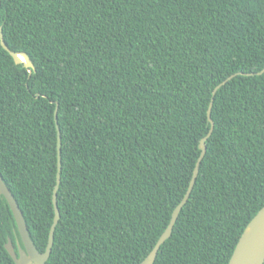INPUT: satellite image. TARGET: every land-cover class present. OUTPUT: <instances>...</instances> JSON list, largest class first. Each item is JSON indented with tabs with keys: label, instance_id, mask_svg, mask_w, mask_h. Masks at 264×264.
<instances>
[{
	"label": "trees",
	"instance_id": "1",
	"mask_svg": "<svg viewBox=\"0 0 264 264\" xmlns=\"http://www.w3.org/2000/svg\"><path fill=\"white\" fill-rule=\"evenodd\" d=\"M0 176L45 264H227L264 205V0H0ZM254 73V74H247ZM18 231L0 195V264ZM264 264V263H263Z\"/></svg>",
	"mask_w": 264,
	"mask_h": 264
},
{
	"label": "water",
	"instance_id": "2",
	"mask_svg": "<svg viewBox=\"0 0 264 264\" xmlns=\"http://www.w3.org/2000/svg\"><path fill=\"white\" fill-rule=\"evenodd\" d=\"M0 44L6 51H8V53L11 55L15 63L22 64L25 68L28 69L29 73L31 72V70H34V65L31 59L29 58V56L27 55V53L23 51H13L6 46L3 39L1 26H0ZM263 71L264 70L257 72L256 74H260ZM247 74L251 75L254 73H247ZM234 75L236 74L227 77L225 80H223L220 84H218L214 88L212 92V97L210 99L207 108V120L210 124V127L207 134L204 137H202L199 141L200 153L196 160L185 194L183 195L180 202L173 209L170 220L166 228L155 242L153 248L139 264H153L160 246L164 243L165 240H167L170 237L175 221L182 207L187 202L190 193L192 191V188L194 186L199 171L200 162L206 152L205 142L213 131L214 122L211 118L213 96L215 92L218 90V88H220L223 84H225L226 81L233 78ZM57 110H58V104L56 103L54 109V120L57 130V142H56L57 172H56L55 185L52 192L54 217L52 224L49 228L47 244L44 251L40 252L34 245L30 237L22 211L19 208L13 194L11 193V191L5 184L4 180L0 176V188L3 189L2 191H0V195L4 197L12 212L16 224V229L19 235V239L18 237L16 238V251L10 238H8L7 242L5 243V248L15 264H45L51 253L54 230L60 218V212L57 206V191L60 184V171H61V136H60L59 126L57 124ZM263 263H264V205L258 210V212L251 218V220L245 226L243 232L241 233L233 249V252L227 264H263Z\"/></svg>",
	"mask_w": 264,
	"mask_h": 264
},
{
	"label": "snow or ice",
	"instance_id": "3",
	"mask_svg": "<svg viewBox=\"0 0 264 264\" xmlns=\"http://www.w3.org/2000/svg\"><path fill=\"white\" fill-rule=\"evenodd\" d=\"M3 189L2 188H0V191H2Z\"/></svg>",
	"mask_w": 264,
	"mask_h": 264
}]
</instances>
